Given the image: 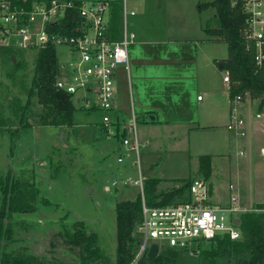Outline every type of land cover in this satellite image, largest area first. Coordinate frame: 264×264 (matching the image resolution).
Returning a JSON list of instances; mask_svg holds the SVG:
<instances>
[{"label":"rangeland","instance_id":"1","mask_svg":"<svg viewBox=\"0 0 264 264\" xmlns=\"http://www.w3.org/2000/svg\"><path fill=\"white\" fill-rule=\"evenodd\" d=\"M109 1L113 10L112 15L119 22L122 20V4L125 3L127 8H132L134 14L125 16L126 25L133 32L135 29L141 28L146 37H152L153 34L182 35L187 32V26L193 22L194 18L190 14H185L188 12L189 0ZM210 6L201 9L203 17L206 14L210 17L212 10ZM211 21H214V17ZM208 24L211 25V23ZM145 48L148 53H153L155 49L151 43H145ZM59 49L61 46H57V50ZM13 50L14 54L11 59L5 54L0 55V175H4L9 168L13 170L11 166L16 162H21L24 165L32 164L33 160L40 156L45 161L51 145L45 128L25 129L21 127L26 122L30 123L29 125L32 121L35 123L46 122L51 115V111L48 113L47 108L36 101L35 94H31L30 97L27 95V90L32 86L36 50L25 51L17 48H13ZM204 51L210 52L214 64L221 70L206 68L207 81L210 82L205 85L200 83L197 93L205 95L204 91L209 88L219 90L214 92L215 100L222 106L220 118H216V122L219 124L201 127L197 130V126L187 127L188 125L186 126L185 123L188 121L185 120H179L173 126L164 125L161 127L156 122L147 126L137 117L135 122L136 137L140 143L135 152L132 149L127 150L124 143L121 148H118L116 136L106 134L105 131L98 128L95 121L101 116L102 110L75 108L74 132L78 146H80L81 156L87 161V178L89 180L84 183V187L75 188V184H71L73 176H70L71 180H67L65 173L68 170L66 169L53 176L51 182L42 183L31 172V174L20 170L18 174L14 172L20 180L32 182L37 190L34 191V186L21 184L26 196L33 197L31 200L34 208L21 211L12 210L7 213L15 230L19 227L18 231L21 234L29 233V236H26L15 232L17 240L13 244H25L27 249L43 253L50 246L55 249V252H61V255L58 254V256L62 257L63 264H79L77 257L80 250L76 248L75 243L70 242L68 246L60 244L58 241L62 236L55 233L62 232L63 227L70 230L72 221L81 219L86 229L96 231L95 242L102 250L99 260L113 259L116 231L115 200L122 199V197H135L140 191L138 182L133 181L134 178H138L140 173L138 171L139 163L142 170L147 165L153 167L151 174L164 173L166 177L162 178L161 186L168 189L178 184L182 178L202 175L196 172L199 162L198 154L209 151L221 152L230 148L231 139L228 137L230 132L227 124H223L226 123L229 116L230 104L227 94L229 89L227 85H223L221 80L224 69L219 67L216 61L227 55V41L206 38ZM155 55L157 54L153 53L147 58L148 68L146 65L145 68L148 74H151L154 69ZM114 72L116 101L134 99L135 92L132 89L133 84L129 73L121 64L116 66ZM146 80L151 83L150 85L146 84L148 88L156 87L157 78L148 77ZM210 97V94L205 95L203 101L206 102ZM250 108H254L253 104ZM19 115L22 116L21 119H19ZM125 116L126 114L122 111L121 119H124ZM144 121H148V119L145 118ZM141 125H143L142 129ZM167 126L170 127L167 128ZM143 133L148 134L147 142L141 139ZM55 146L54 144V148H51L50 152L53 157L52 166L57 168L64 161L56 159L55 156H57L60 146ZM219 152L212 154V171L207 178L210 181V189L213 188V199L227 204L230 194L229 182L233 181L238 185V182L230 175L231 170L239 169L243 172L244 177L241 178L240 185L242 186L241 190L245 192L247 160H244L245 157L235 161L233 156H218ZM145 154H147V161L144 159ZM138 156L140 161L137 159ZM118 157H120L119 160ZM88 183L91 187L90 190L87 187ZM41 196L46 197L49 202L43 203ZM241 199L249 206H257L259 203L248 200L247 195L242 196ZM23 219H27V222ZM21 229L25 231L22 232ZM136 235L138 234L136 233ZM50 240H54V243L52 244ZM213 244H215V240L211 243L209 240H203L200 246L179 249L175 264H210L204 256L203 248L211 247ZM238 258V255L223 253L216 257L215 263L240 264Z\"/></svg>","mask_w":264,"mask_h":264},{"label":"built area","instance_id":"2","mask_svg":"<svg viewBox=\"0 0 264 264\" xmlns=\"http://www.w3.org/2000/svg\"><path fill=\"white\" fill-rule=\"evenodd\" d=\"M231 1L241 2L245 18L239 32L253 53L255 68L264 72V0ZM110 6L109 0H28L26 4L0 0V45L25 51L51 45L56 56L55 88L68 95L74 108L102 110L100 124L117 132L125 148L136 152L140 143L137 116L130 109L121 119L122 112L114 107V70L118 64L127 66V50L135 38L125 16L134 10L123 3L122 20L113 27ZM223 80L229 87L227 68ZM229 104L226 124L233 137L242 140L252 132L259 140L256 152L264 157V100L246 88L229 95ZM237 152L245 154V146ZM229 188V202L220 203L212 197L209 179L198 175L192 177L185 195L172 201L149 204L142 197L134 226L138 241L131 262L146 255L152 241L160 248H194L217 235L240 237L235 218L242 211L264 210V206L243 203L236 182L230 181Z\"/></svg>","mask_w":264,"mask_h":264},{"label":"trees","instance_id":"3","mask_svg":"<svg viewBox=\"0 0 264 264\" xmlns=\"http://www.w3.org/2000/svg\"><path fill=\"white\" fill-rule=\"evenodd\" d=\"M16 3L26 4L28 0H13ZM213 5L216 9L215 23L204 28L218 39L227 41V55L217 61L219 67L229 69V95L237 91L250 89L252 96L264 100V72L257 70L254 64L253 53L245 47V40L239 32V27L245 18L240 1L232 4L231 0H205L198 1L199 10ZM113 23V27H114ZM5 54L9 59L14 50L8 46L0 45V55ZM34 62V75L32 86L27 90L28 97L36 95V101L51 111L47 123H67L70 121L74 107L68 95L54 86V67L56 56L51 45L36 50ZM15 62V61H14ZM27 97V99H28ZM58 111V112H57ZM22 116L19 115V119ZM43 122V121H42ZM199 162L196 172L208 177L212 171L211 153L198 154ZM192 178H182L173 187L155 191L157 176H146L142 182L141 193L133 198H122L115 202V251L113 259L100 261L102 250L96 241V231L86 229L81 219L72 221V228H64L62 232H56L61 238L60 244L68 246L75 243L78 248L79 264H175L179 249L162 245L155 256H141L135 262H131L136 249L138 235L134 229L140 216V202L143 195L149 204L165 203L172 201L177 196L185 195ZM21 184L34 186L32 182L20 180L12 169H8L4 175H0V264H63L61 252H55L52 247L46 251L37 252L26 248L25 244H13L17 240L14 228L7 215L14 210H30L34 208L31 200L26 196ZM37 190L34 186V191ZM34 193V192H33ZM44 203L49 200L41 196ZM257 206H264L258 203ZM238 226L241 228V236L231 238L228 234L217 235L212 240L215 244L203 248L204 256L210 264H216V257L223 253L238 255L240 264H264V210L247 209L239 214ZM67 241V242H65ZM53 244L54 240H50ZM56 253V254H55Z\"/></svg>","mask_w":264,"mask_h":264},{"label":"crops","instance_id":"4","mask_svg":"<svg viewBox=\"0 0 264 264\" xmlns=\"http://www.w3.org/2000/svg\"><path fill=\"white\" fill-rule=\"evenodd\" d=\"M198 1L199 0H189L188 12H185V14H190L194 18L193 22L187 26V32H184L182 35L177 36L168 34L165 36L162 34H153L152 37H146L142 33L141 28L135 29V38L127 50L128 61L127 66L125 67L126 72L129 73L131 83L133 84L132 89H134L135 98H130L129 101L127 99H123L121 102L114 99V107L119 113L123 111L126 114L128 110L133 109L139 121L145 122L144 124H147V126L155 124V122L160 124L158 126L161 127L164 125L173 126L177 121L185 120L188 121L185 123L186 126L188 125L187 127H190L191 125L197 126V130L201 127L219 124L216 122V118H220L219 115L221 114L222 106L214 98V92L219 90L209 88L207 91H204L205 95H211L210 99L206 102L203 101L205 95L197 93L200 83L205 85L210 82L207 81L206 68L210 67L213 70H221L214 64L213 56L210 52L204 51V41L206 38L217 39L216 34H212L204 29L206 25H210L208 23H211V25L215 23V6H210L212 8L210 11L211 18L206 16L207 14L203 17V11L197 8ZM112 11L113 10L111 8V15L113 13ZM127 14L133 15L134 12ZM213 17L214 21L212 22L211 20ZM112 19L115 24L114 26H118L121 22L114 19L113 15ZM145 43H151L155 48L153 53L157 54L154 57V69L151 74H148L145 65L148 68L147 58L153 53H148L146 51ZM171 64L172 66H170ZM223 75L224 71L221 80L223 85H227V83L223 80ZM148 77L157 78V81H155L156 87L148 88L146 86V84H151L146 80ZM227 94L229 95V90ZM75 113L76 111L74 110L70 121L67 123H35L32 121L31 125L26 122L23 126H21L25 129L45 128L47 131L46 133H48V137L51 140V145L45 161L42 156H40L36 157L32 164L24 165L21 162L14 163L11 168H13L15 174H18L19 170L22 172H31L33 176L37 177L38 181L42 183L46 181L51 182V180H53V176H56L60 171H64V169H66L68 170V172L65 173L67 180H71L70 176H73L71 184H75V188L84 187V183L89 180L87 178V161H85L81 156L80 146H78L75 136L73 126L75 124L73 121V115ZM150 115H152V118ZM145 118H147L148 121H144ZM95 122L100 130L105 131L106 134L108 133L116 136L117 147L121 148L123 143L120 142L119 134L117 132L112 133L110 130H107L104 125L100 124L99 119ZM142 126L143 125H141V129ZM168 127L170 126H167V128ZM228 137L231 139L230 148L221 152L209 151L211 153V157L213 153L218 152L220 154L218 156H233L235 161L246 157L244 159L247 160V167L245 170V192L241 190L242 186L240 185L241 178L244 177L243 172L239 171V169H234L230 171V175H232V179L238 182V191L240 192L241 190V198L242 196L244 197L247 195L248 200L263 203L264 157L260 156L256 152L259 140L256 139V135L252 132L242 138V140L235 139L231 132ZM141 139L142 141L147 142V139H149L148 134H141ZM54 144L56 145L55 147L60 146L58 154L55 156L56 159L64 161V163H60L57 168L52 166L53 157L52 152H50L51 148H54ZM242 146H245L246 152L243 155H239L237 151L239 147ZM146 155L147 154H145L144 159H146ZM147 157L151 158L152 156ZM137 159H139V156ZM138 167V171H140V173L138 178H134L133 181L138 182L140 193L142 182L146 176H157L158 180L156 181L154 191L156 194L161 190L167 189L165 186H161L162 178L166 177L164 176V173H158L156 175L151 174L153 173V167L151 168L149 165L145 166L144 170L141 169L140 163L138 164ZM106 186H108V184H106ZM87 187L89 190L91 189V187H89V183L87 184ZM210 191H212L213 195V188L210 189ZM142 197L143 195L141 198ZM117 200H115V202ZM242 200L243 199H241V201ZM26 220L27 219H23V221ZM18 229L20 228L18 227ZM18 229H14V235L17 234L15 232H18L20 235L29 236L28 232H24L25 230L22 231L21 229V231L25 233L21 234Z\"/></svg>","mask_w":264,"mask_h":264},{"label":"water","instance_id":"5","mask_svg":"<svg viewBox=\"0 0 264 264\" xmlns=\"http://www.w3.org/2000/svg\"><path fill=\"white\" fill-rule=\"evenodd\" d=\"M150 117L152 118V115H150ZM235 220L238 222L239 221V218L236 217ZM158 249H160V246H157V243L154 242V241H152L148 245V249L146 251V255L147 256H150V257H153V256H155L157 254Z\"/></svg>","mask_w":264,"mask_h":264}]
</instances>
